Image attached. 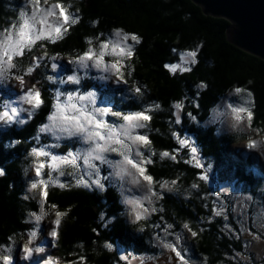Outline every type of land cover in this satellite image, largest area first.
I'll list each match as a JSON object with an SVG mask.
<instances>
[{"label": "trees", "instance_id": "obj_1", "mask_svg": "<svg viewBox=\"0 0 264 264\" xmlns=\"http://www.w3.org/2000/svg\"><path fill=\"white\" fill-rule=\"evenodd\" d=\"M22 1L0 0V31L7 28L16 17L19 18L21 11L19 6ZM56 2L58 0H48V5ZM59 2L65 5L71 2L72 12L79 9L77 13L80 17L79 22L68 28L64 38L57 39L55 43L47 40L37 41L31 52L16 59L17 68L13 71L18 74L26 72L29 57L32 55H43L45 52L50 55L59 53V61L70 60L89 47L98 51L101 42L119 43V38L113 35L115 29L139 36L141 43L134 45V54L131 57H124L120 47L115 48V51H109L108 47L103 57L107 63L114 64L119 61L117 66L124 73V78L129 81L127 85L101 87L96 82L84 79L79 85L67 82L68 85H62L60 91L80 94L87 89L99 88V94L109 98L110 109L122 113L140 111L145 105L151 106L148 114L152 119L147 122L148 127L140 129L139 132V129H136V132L141 134L147 132L151 141L148 146L140 142V150L146 156H151L153 162L146 164L145 167L147 173L153 177V191L161 193L164 198L152 197L154 201L152 205L142 201L143 208L149 209V214L144 217L141 213L139 220L135 218L132 221L125 215L127 205L122 202V196L115 186H110L102 192L98 189L74 186L61 188L53 184L41 191L38 186L36 190L28 192L29 179L24 173L26 168L33 169L30 167L32 164L28 155L29 147L34 142L33 137L39 126L53 111L52 105L55 103L54 95L57 88V84L46 79L44 69H36L33 74L25 76L24 87L26 90L35 84L41 91L44 106L30 120L26 116L25 120L28 122L23 125L0 127V169L5 172L0 176V245L12 246L13 259H16L17 249L27 243V230L33 228V225L25 223L29 212H36L44 216L45 220L54 215L55 211H66L68 215L62 217L59 238L55 241V247L49 250L54 257L53 264H56V261L60 264H70L71 261H78L79 256L86 258L81 264H127L121 262L119 251L123 253L130 251L133 258L136 256L155 258L160 250L155 244L154 237L157 233L163 235L161 229L167 223L173 224L170 231L186 237L183 246L187 245L190 249L186 259L189 258V253H192L196 260H202L201 264H205V257L206 264H235L231 258L234 256V250L245 252V249H242L241 241H236L231 234L226 233V230L221 231L225 223L222 216L215 217L212 223H208L215 199L208 194L212 192L220 194L221 201L229 206L228 222L234 227H237L233 220L236 214L231 213V207L236 205L239 208L237 213L240 212V207L237 202H233L229 187L231 181L240 185L241 188L238 187L237 191L244 197L250 193L256 200H264V169L259 164V154L257 156L254 154L255 151L258 153L259 149L248 146L253 133L264 144V59L230 44L226 36L230 22L221 17L205 15L201 7L191 0H59ZM24 3L22 10L25 7ZM41 5L45 6L43 0ZM89 40L92 41L91 45L88 43ZM126 43L133 42L128 40ZM201 45L196 58L198 62L187 64L186 68L191 70L179 69L177 62L181 57ZM174 64L178 66L175 73L166 67ZM201 83L207 87L198 88ZM139 85L144 86L146 93L142 99L138 98L136 101L123 99L128 94L126 92L128 87ZM236 87L246 88L253 93V96L248 98L251 103L246 105L253 112L251 126L247 124L248 132L240 130L219 135L214 126L205 125L206 121L213 109L228 95L233 105L244 104L242 97L246 94H234ZM231 95L235 97L232 98ZM66 98L61 97L63 101ZM4 99L0 91V111L3 109ZM177 102L183 103L182 110L173 108V104ZM155 104H159L160 107L156 108ZM222 105L226 107V104ZM188 112L196 116V121L186 115ZM173 113L181 115L180 124L175 123ZM242 116L247 118V113H242ZM105 120L124 123L112 116H106ZM173 132L181 138L183 135L192 137L200 157L212 163L214 170L218 171L220 180L222 182L226 180V184L216 182L215 186L211 187L212 181L208 177L207 180H200L199 176L207 175V172L204 168H197L194 160L188 158L184 151L173 152V149L179 148ZM14 141L20 142L13 143ZM240 141L247 143L248 152L237 156L231 147ZM65 147L63 145V148ZM162 151H168L169 157L161 159ZM152 152H155V155H151ZM109 155L113 159H121L115 153ZM172 155L177 157L175 161L171 159ZM71 169H62L65 172L64 178L72 179L67 175ZM57 172L52 173L53 178ZM172 180H177L175 186L171 185ZM165 181L169 187H173L172 192L161 189L160 184ZM193 183L198 185L197 189L191 188ZM129 185L131 186L128 184L127 187ZM45 190L48 193L43 204L46 215L40 212L41 205L38 202ZM139 192L140 197L142 192ZM25 195L29 196L28 200L24 199ZM53 204L57 206L55 209L51 207ZM138 206L141 208L139 204ZM152 207H155L156 211H151ZM161 208L163 211L159 210ZM102 214L105 220L113 217L115 219L106 227L104 221L100 219ZM133 216L136 217L135 214ZM157 223L161 225V229L154 227ZM184 223H188L198 235L192 237L183 228ZM141 227L144 228L143 232L139 231ZM40 228L43 230L44 224H41ZM201 228L204 231H200ZM42 235L44 231L37 233V237ZM9 237L12 239L9 240ZM168 239L174 241V237ZM105 244H111L112 250L106 248ZM173 256L175 257L174 253Z\"/></svg>", "mask_w": 264, "mask_h": 264}, {"label": "snow or ice", "instance_id": "obj_2", "mask_svg": "<svg viewBox=\"0 0 264 264\" xmlns=\"http://www.w3.org/2000/svg\"><path fill=\"white\" fill-rule=\"evenodd\" d=\"M44 5H48V0H43ZM72 3L67 5L58 2L44 7L41 5V0H27L23 10L19 12V22L10 24L7 28L0 31V89L6 87L10 81L15 80L17 82L16 89L19 92V101L17 105L12 104L3 105V111H0V126L10 127L13 124L23 125L28 121L21 119L20 114L27 112L29 120L36 114L38 110L44 106V100L41 98V91L33 84L30 88L25 90V76L31 75L36 69H44L46 79L49 82L57 83L55 90V103L52 105L53 111L47 115L48 123H44L39 126L37 135L33 137L39 147H33L29 156L46 157L49 159L47 173L48 179L29 180L28 192L36 190L39 186H43L45 189L51 184H59V187H84L90 190L106 191L108 187H118L122 196V202L125 205L139 204L143 208L142 201H147L150 205L154 204L152 197L157 199H163L161 193L153 191V177L147 173L146 164H151L153 161L151 156H146L143 151L140 150L141 144L148 146L151 141L148 139L147 132L141 134L137 133L136 129L147 128V122L152 119L148 113L151 111L150 105H145L140 111L132 113H122L113 111L108 107H96L95 93L89 92L87 98L89 103H84L86 97L82 94L62 93L60 91V85L67 82H74L79 85L83 76L78 75L81 71L85 75L91 71V69H97L102 75L97 78L100 80H111L115 78L117 84L127 85L129 81L124 78V73L121 72L117 63L108 65L104 64L101 67L102 58L105 55V50L109 47L107 42H101L98 51H94L92 47H89L82 54L71 58L68 63L74 65V72L77 74L68 75L66 78L62 76V72L66 70V66L58 63L59 53L50 55L45 52L43 55H32L29 57V64L27 65L26 72L18 74L13 70L17 68L16 59L22 58L32 51L33 46L37 41L48 40L51 43H55L57 39H63L64 34L67 33L68 28L79 22L80 17L77 15L79 9L75 12L70 11ZM30 9V11H29ZM55 33V35L53 34ZM113 35L119 38L120 48L124 57H131L134 54V45L141 43V38L135 34H129L122 29L113 30ZM131 40L132 44L126 42ZM88 43L91 45L92 41ZM197 46L195 50L188 51L181 58H191L189 63H197V56L199 48ZM115 51V48H113ZM173 73L177 70V65H166ZM56 75L48 74V70ZM114 70V71H113ZM184 71H190L191 68H185ZM59 78V79H57ZM39 83V81H37ZM200 89L206 88L207 85L201 83L197 86ZM9 94H16V90L8 87ZM128 93L123 97L125 100L136 101L138 98L142 99L145 96L144 86H131L126 89ZM246 94L244 104L237 107L233 104H229L231 113L235 119L233 127L243 121L242 113H247L248 125L251 126L253 119V112L251 108L247 107L251 101L248 98L253 96V93L242 87H236L234 94ZM199 93H197V96ZM66 96V100L62 101L61 97ZM75 101V102H74ZM79 103V106H77ZM29 105L25 108L23 105ZM199 107V105H196ZM156 108H159V104H155ZM173 108L182 110L183 103L177 102L173 104ZM217 110L214 109V112ZM175 115V123L180 124L182 121L181 115L173 113ZM190 119L196 121V116L191 112L186 114ZM106 116L117 117L118 120L124 121L123 124L116 121H106ZM41 134L49 135L52 138L51 143L40 144ZM173 136L179 141V148L173 149V152H179L184 148L186 144L191 143V159L196 161V167L202 168L203 164L198 157V148L194 142H190L188 138H181L176 132H173ZM68 142V151L59 155L53 150L61 147V142ZM20 141H14L13 143H19ZM75 146V147H73ZM250 148L256 147V143L250 142L248 145ZM110 153H115L121 157L120 160H114L110 157ZM151 155H155L152 152ZM168 151H162L160 153L161 159L169 157ZM171 159L175 161L177 157L171 156ZM99 162L97 164L96 162ZM82 162V163H81ZM188 161L186 160L185 163ZM60 165H71L74 171L67 173L75 181H66L64 183L59 182V177L64 176L65 172L60 168ZM107 165L109 171L107 174H102L103 166ZM30 167H34L36 177L42 176V170L45 168V162H34ZM134 170V171H133ZM58 171L59 176L55 179L52 177V172ZM29 169H25V176L27 177ZM5 174L4 170L0 169V176ZM130 177V179H127ZM200 180H207V175H200ZM146 182V183H142ZM128 184L136 186L139 191L142 192V196L137 198H129L125 195L126 192L131 191L127 187ZM177 180H172L171 185L175 186ZM161 189H166L168 192L173 191V187L168 186V182L165 181L160 184ZM192 189H197L198 185L193 183ZM179 191V189H177ZM47 191H43L38 201L41 205L40 212L44 213L43 204L46 202ZM214 196L212 216L208 218V223H212L215 217H223L225 223L223 224L221 231H225L227 234H231L236 241H241L242 249H250L253 245V241H264V200H256L250 193L244 197L245 202L240 203V212L237 213V206L231 207V213L236 214L233 217L235 225L229 223V206L221 201V196L218 192H212L208 194ZM25 200L29 199V196H24ZM219 201V203H217ZM52 208H56V205H51ZM207 207V205H205ZM163 211V209H159ZM70 211V209H69ZM144 212H148L149 209H143ZM151 211H156L155 207H152ZM29 217L35 218V225L33 228L27 230V243L21 245L17 249V257L13 259V247L0 245V260L2 264H53L54 257L49 252L46 256H37L35 254L43 253L48 248L55 247V241L59 238V229L62 222V217H66L68 212L55 211L54 220L51 221L50 228H44L43 230L38 226L42 219V215H38L36 212H29ZM137 220L141 218L137 213ZM100 219L104 221L107 227L108 223L112 222L115 218H109L105 220L104 214ZM26 224H32L31 219L25 220ZM156 229H161L160 224H155ZM183 228L186 229L192 237H196L198 233L190 228L188 223L183 224ZM173 229V224L167 223L163 229H161L163 235L157 233L154 239L157 242V246L164 249H169L175 254V257H169L171 262L173 259L178 261V264H191L189 259H186V254L190 249L183 244L186 242V237L181 233H173L170 231ZM39 231L47 233L46 239L50 237L48 243L43 246H36L34 240L37 237ZM95 231V229H94ZM140 232L144 231V228L139 229ZM200 231H204L203 228ZM244 235L252 237L251 240H243ZM168 237H174V241H170ZM12 238L9 237V240ZM83 247V245H81ZM105 247L112 250L111 244H105ZM237 257H243L245 260L252 261V255L249 252L247 255L243 251H235L232 259ZM84 256H79L78 261H71L70 264H81L85 261ZM121 260H126V255L120 256ZM259 259V257H257ZM207 258L205 257V264ZM56 264H60L56 261ZM143 264V261H141Z\"/></svg>", "mask_w": 264, "mask_h": 264}, {"label": "rangeland", "instance_id": "obj_3", "mask_svg": "<svg viewBox=\"0 0 264 264\" xmlns=\"http://www.w3.org/2000/svg\"><path fill=\"white\" fill-rule=\"evenodd\" d=\"M27 0H23L19 6V10H22V5L24 2H26ZM25 4V3H24ZM49 5H45L44 7H47ZM30 11V9H29ZM19 22V18L16 17L15 20L13 22H11V24L13 23H18ZM55 35V33H53ZM48 41V40H47ZM50 42V41H48ZM119 43H109V51H113V48H119ZM191 58H188L186 57L185 59H182L180 61L177 62V65L179 66V69H184L187 67V64L189 63ZM64 63H68L69 60H66V59H63L62 60ZM104 64H108V65H111L113 63H107L103 60L102 58V63H101V67L104 66ZM69 67H70V74L69 75H73V74H77L74 72V65L72 64H69ZM175 65V64H174ZM114 71V70H113ZM51 74V73H50ZM56 74L53 73V76H55ZM78 75L80 76H83V79H89L91 80L92 82H96L100 85H104V84H109L111 85L112 87H116L115 85H117V83L115 82V78L113 77V79L111 80H100L98 79L97 77L99 75H102V73H100L97 69L93 68L91 69L90 72H88L87 75H85L83 73V71H81L80 73H78ZM67 76H65L66 78ZM59 79V78H57ZM16 84L17 82L15 80H12L9 82V84L4 87L3 89H1L0 91H2V95L3 97L5 98L4 99V103L3 105H6V104H12L13 106H16L17 105V101H19V95H18V90L16 89ZM57 84V83H55ZM8 87H11L13 88L14 90H16L17 92V96H15L14 94H9L8 92ZM60 87H62V85H60ZM54 88V87H53ZM93 90H85V92L82 94L86 97V100L84 103H89V99L87 98V94L89 92H92ZM92 93H95V103H96V107H100V105H102L103 107H108V103H107V100L104 99L101 95L98 96V93L96 92H92ZM6 95H10L9 98H7ZM55 96V95H54ZM232 96V95H231ZM234 96H232V98H234ZM230 95H228L227 97H225L221 102H219V104L215 107V110H217L216 112H214V109L213 111L211 112V115L208 117L207 121H206V124L205 125H209V126H214L216 128V132L220 135V134H223V133H227V132H233V131H245V132H248V122H247V118L243 117V121L238 125V127H233V124L235 123V119L231 113V108L228 107L229 104H232V100H230ZM222 104H226V107L223 106ZM235 106V105H234ZM23 107L27 108L29 107V105L25 104L23 105ZM239 107V106H237ZM109 108V107H108ZM3 111V109H2ZM242 115V114H240ZM26 116H27V112H22L20 114V118L21 119H26ZM44 123H48L47 121V118L46 120L44 121ZM43 123V124H44ZM3 127V126H1ZM140 131V129L138 130V132ZM38 132V131H37ZM37 132L34 136L37 135ZM251 136L253 137H250V141L249 142H253L255 141L256 143V147H254L255 149H259V152L257 153L255 151V149L253 148V150L255 151L254 154L257 156L260 157L259 158V164L262 166V168L264 169V144H262L260 141H259V138L255 136V134L253 133ZM187 137L189 139L190 142H194L193 138L192 137H188V135H183V138ZM176 139V137H175ZM178 141V139H176ZM53 142L52 141V138L49 136V135H46V134H41V139H40V144H45V143H51ZM179 143V141H178ZM195 143V142H194ZM63 145L66 146L65 148H63ZM39 147V145L36 143V141L34 140V142L31 144V146L29 147V152H31V149L33 147ZM196 146V144H195ZM75 147V146H73ZM197 147V146H196ZM232 151H235V153L237 154V156L241 155L242 153H247L248 152V146H247V143L245 141H240L238 142L237 144L233 145V147H231ZM56 154H59V155H63L65 154L67 151H68V142L67 141H63L61 142V147L59 149H54L53 150ZM185 152L184 154H187V157L188 158H191V143L189 144H186L184 148L180 149L179 152ZM230 150V152H232ZM112 157V156H111ZM198 157L200 159V161L202 162L203 164V167L204 168V171L207 172V177L212 181L211 182V187H214L216 182L222 184V185H225L226 184V180H223V182L220 180V177L218 175V171L216 172L213 168V165L212 163H210L209 161H205L203 158L200 157V153H198ZM241 157V156H240ZM30 162L31 164L33 165L34 162H45V168L42 170V176L41 177H36L35 175V170H34V167L33 169L32 168H29V173H28V179L29 180H40V179H44V180H47L48 179V171H49V168H48V163L50 162L48 158L46 157H35V156H30ZM113 159V157H112ZM114 160H117V159H114ZM195 162V165H196V161L194 160ZM82 163V162H81ZM97 164H99V162L97 161L96 162ZM60 168H65L66 170L68 168H72L71 165H60L59 166ZM72 171H74V169L72 168L71 169ZM71 170H69L68 172H72ZM109 171H112V169H109L107 167V165L103 166L102 168V174H107ZM134 171V170H133ZM215 171V172H214ZM55 171H53L52 173H54ZM58 173V172H57ZM205 175V174H204ZM59 176V173L54 175V179L56 177ZM62 177V178H61ZM219 177V178H218ZM65 179V180H63ZM128 179H130V177H128ZM72 179L69 178V177H63V176H60L59 177V181L60 183H64L66 181H71ZM234 182V181H233ZM233 182L231 181L229 183V187H231V193H232V198H233V202H237L238 205L242 202H244V196L241 192H238V187H240V185L238 184H233ZM75 181L73 182L72 181V184H74ZM50 185H53V184H49L47 187H49ZM56 185H59V184H56ZM209 185V184H208ZM39 186V185H38ZM131 189V191L129 192H126L125 195H127L129 198H137L139 197V194L140 192L138 193V189L136 186H133V185H129V187ZM45 188L43 186H40V191L41 190H44ZM87 189V188H85ZM118 191L120 192L119 188L117 187ZM97 190V189H96ZM121 194V193H120ZM243 196V197H242ZM148 204V203H147ZM146 204V205H147ZM144 208H139L138 204L136 205H127L126 209H125V212H126V217L129 216V218L133 221L135 219V216H133V214H141L146 217L148 214H149V211L148 212H144L143 211ZM239 209V208H237ZM55 218L54 215H52L50 218H46L45 220L44 219V216H42V219L41 221L39 222V227L41 224H44V227L45 228H50L51 227V221H53ZM28 219H31L33 221V223L31 225L36 226L35 225V218L34 217H28ZM47 236V233L44 232V235L42 236H38L35 238L34 240V244L36 246H43L45 244L48 243V240H50L51 238L48 237L47 239L45 238ZM243 240H251L252 237L250 236H243L242 237ZM155 244L157 245V242L155 240ZM185 246V245H184ZM187 247V245H186ZM49 250L50 248L46 249L45 252L43 253H39V254H35L37 256H46L48 253H49ZM159 250L160 252L158 253V256L157 257H153V258H144V257H134L133 258V254L130 252V251H126V253L124 254L122 251H119V257L121 255H126L127 256V259L126 260H121V262H125L127 264H141V261H143V264H176L178 261H176L175 259L172 260L171 262L169 261V257H173V252H171V250L169 249H164L162 247L159 246ZM251 253L252 255V261H248V260H245L243 257H237L236 259H234L235 261V264H264V241H253V245L250 249H247L245 250V255H247L248 253ZM17 254V253H16ZM190 262L191 264H201L202 260H196L195 257L192 255V253H189L188 255ZM257 257H259V259H257ZM15 260V258H14ZM201 261V262H200ZM23 263V262H22ZM54 263V262H53ZM0 264H2V261H0ZM23 264H27V262H24ZM116 264H119V263H116ZM178 264V263H177Z\"/></svg>", "mask_w": 264, "mask_h": 264}, {"label": "water", "instance_id": "obj_4", "mask_svg": "<svg viewBox=\"0 0 264 264\" xmlns=\"http://www.w3.org/2000/svg\"><path fill=\"white\" fill-rule=\"evenodd\" d=\"M205 15L230 22L227 40L235 47L264 59V0H191Z\"/></svg>", "mask_w": 264, "mask_h": 264}]
</instances>
